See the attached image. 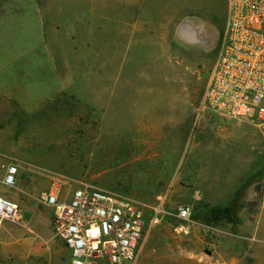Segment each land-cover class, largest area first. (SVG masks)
Returning <instances> with one entry per match:
<instances>
[{
  "label": "rangeland",
  "instance_id": "obj_1",
  "mask_svg": "<svg viewBox=\"0 0 264 264\" xmlns=\"http://www.w3.org/2000/svg\"><path fill=\"white\" fill-rule=\"evenodd\" d=\"M141 11L145 44L120 33ZM227 12V0H0V184L20 195L0 228V264L69 263L39 199L54 175L116 193L146 217L161 194L172 213L192 208L188 233L169 216L148 229L138 264H264L261 134L248 121H195ZM221 175L235 178V195ZM219 204L233 210L213 223L206 212Z\"/></svg>",
  "mask_w": 264,
  "mask_h": 264
},
{
  "label": "built area",
  "instance_id": "obj_2",
  "mask_svg": "<svg viewBox=\"0 0 264 264\" xmlns=\"http://www.w3.org/2000/svg\"><path fill=\"white\" fill-rule=\"evenodd\" d=\"M227 1L218 55L195 121L208 115L251 122L264 145V0ZM18 173V165H8L4 183L13 187ZM39 199L54 210L51 222L70 252L68 264H138L142 240L151 226L169 216L176 219L174 229L181 235L194 223L189 205L172 213L165 207L164 194L146 217L133 201L90 182L76 186L61 175L52 177ZM18 213V203L0 194V228Z\"/></svg>",
  "mask_w": 264,
  "mask_h": 264
},
{
  "label": "crops",
  "instance_id": "obj_3",
  "mask_svg": "<svg viewBox=\"0 0 264 264\" xmlns=\"http://www.w3.org/2000/svg\"><path fill=\"white\" fill-rule=\"evenodd\" d=\"M122 1L125 3H128V0H121V2ZM136 2H138V0H136ZM140 3H143V0L142 1L140 0ZM138 14L139 15L136 18L137 22L132 25L130 32H128L127 20H125L124 22L121 21V24H120L121 32L120 33H123L124 31H126V33H128L130 36H135L138 44L149 43L151 41L150 32L147 31L148 29H147V27H145V23H143V21L146 19L145 13L141 11ZM122 23H125V28L122 26L123 25ZM133 32H134V34H133ZM219 180H220L219 185L222 188L225 187L227 189V191L229 189L230 192H232V194L235 195L238 187H237V182H236L234 177H223L221 175ZM238 184H240V182ZM25 190L30 195V192L32 191L31 187H26ZM0 194H5L15 201L16 200L19 201V199H20V195H19L18 190L6 189L4 187V185H2V184H0ZM219 205H224V204H219ZM225 205H227V204H225ZM237 216L241 220L238 223L239 224L238 228H240L242 231L246 230L249 227V223H252V221L250 219L251 214H250V211L248 210V206H245L243 209L239 210ZM66 248H67V246H66ZM67 250H68V248H67ZM68 253H69V257H70L69 250H68Z\"/></svg>",
  "mask_w": 264,
  "mask_h": 264
},
{
  "label": "trees",
  "instance_id": "obj_4",
  "mask_svg": "<svg viewBox=\"0 0 264 264\" xmlns=\"http://www.w3.org/2000/svg\"><path fill=\"white\" fill-rule=\"evenodd\" d=\"M232 205L227 206H218L211 208L208 212H206L207 216L212 220L213 223H219L223 220L230 219V213L232 212ZM203 214V213H202ZM238 221L239 218H236Z\"/></svg>",
  "mask_w": 264,
  "mask_h": 264
}]
</instances>
